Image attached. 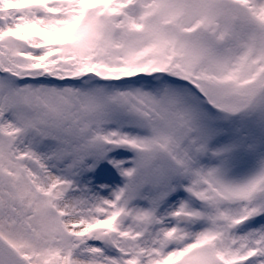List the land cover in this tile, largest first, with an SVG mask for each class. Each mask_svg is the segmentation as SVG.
I'll list each match as a JSON object with an SVG mask.
<instances>
[{"label": "snow or ice", "instance_id": "obj_1", "mask_svg": "<svg viewBox=\"0 0 264 264\" xmlns=\"http://www.w3.org/2000/svg\"><path fill=\"white\" fill-rule=\"evenodd\" d=\"M0 264H264V0H0Z\"/></svg>", "mask_w": 264, "mask_h": 264}]
</instances>
